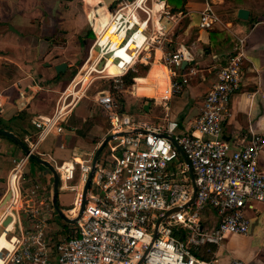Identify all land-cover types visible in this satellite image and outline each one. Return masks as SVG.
I'll return each instance as SVG.
<instances>
[{
	"label": "built area",
	"instance_id": "2783aa9c",
	"mask_svg": "<svg viewBox=\"0 0 264 264\" xmlns=\"http://www.w3.org/2000/svg\"><path fill=\"white\" fill-rule=\"evenodd\" d=\"M137 1L120 0L111 12V24L97 34L99 53L94 69L102 71L113 60L122 70L112 76L117 83L130 71L137 73L138 62L149 63L151 42L162 43L149 24L165 7L156 11L158 0H150L151 5H147L149 0ZM138 10L147 14L144 21L137 16ZM166 13L167 18L174 17ZM218 22L207 5L199 27L210 30ZM138 34L144 38L140 45ZM241 43L240 51L218 68L197 117L187 127L168 114L160 126L137 122L123 111L111 91L98 94L96 102L108 118L109 135H122L109 142L108 153L102 151L98 158L81 220L57 241L49 235L48 220L55 212L51 195L40 180L26 189L25 171L31 153L41 157V144L64 133L65 109L75 101L67 104L68 97L63 96L62 105L52 114L36 118L37 133L25 141L30 154L14 158L7 176L5 196L11 193V198L2 207L5 196L0 201L1 264H220L218 251L224 242L233 235H248L252 221L247 212L254 210L255 204H264V173L260 169L264 133L241 139L236 149L223 137L225 117L242 82L246 55ZM130 45L134 48L125 50L128 61L117 55V50ZM156 49L155 57L158 50L162 52L168 78L164 83L155 78L148 99L159 100L168 110L167 103L189 85L197 69L185 49L170 53L161 45ZM101 61H105L103 68L98 69ZM134 81L136 86V78ZM261 94L264 98V90ZM93 161L94 157L55 164L61 183L73 180L78 166L80 184H85ZM186 161L195 178L193 202L194 185ZM82 193L77 197L79 207L74 209L78 212ZM7 217L12 222L3 227ZM229 264L246 263L233 258Z\"/></svg>",
	"mask_w": 264,
	"mask_h": 264
},
{
	"label": "crops",
	"instance_id": "0c3cea01",
	"mask_svg": "<svg viewBox=\"0 0 264 264\" xmlns=\"http://www.w3.org/2000/svg\"><path fill=\"white\" fill-rule=\"evenodd\" d=\"M158 1L154 4L156 11L171 7L169 13L172 16L187 20L176 37L185 41L184 44L180 43L179 49L191 54L197 74L180 94L167 103L168 110L164 103L151 99L149 111H145L149 87L141 86L137 93L120 88L123 111L135 121L153 126L164 124L167 114L171 120L178 121L181 127L189 126L197 117L200 104L216 79L218 68L226 65L229 57L240 51L243 42L246 60L242 66L241 87L231 100L223 123V137L232 149H236L241 139L249 138L252 134H263L264 98L261 91L264 90V0H186L184 8L180 0ZM116 2L0 0V117L6 123L7 131L25 143L27 138L37 133L33 121L39 116L52 114L62 105L60 95L65 97L70 90L63 92L64 85L70 73L79 67L83 49L87 45L84 32L89 29L100 35L106 30L112 18L109 8ZM78 5L83 14L78 13ZM207 5H211L219 19L210 30L199 27L201 12ZM242 9L249 12L247 19L239 18L238 13ZM141 39L138 34L139 45L144 38L141 36ZM95 53L93 55L92 50L90 60ZM117 55L127 61L129 59L128 52ZM61 63H66L68 67L64 74L59 75L55 67ZM105 70L122 73L113 60L108 62ZM112 72L109 71L108 75L113 76ZM150 75H157L161 83L166 80L164 66L151 68ZM91 76L85 77L89 79ZM138 81L140 78H137ZM97 106L87 96L67 107L64 133L53 135L41 144V157L54 165L94 157L100 144L109 136L108 118L98 103ZM161 107L165 110L163 117H160ZM140 108L143 109L142 114ZM135 111L137 114H134ZM23 154L15 142L0 136V190L6 186L13 159ZM26 169L27 176L35 180L48 179L51 175L47 167L32 161ZM260 169L264 173V149L260 156ZM60 189L64 191L63 186ZM72 191L75 189L72 188ZM39 206L44 208L42 204ZM62 210L64 213L71 211L69 208ZM250 212L261 220L260 226L254 224L246 236L233 235L227 238L218 251L220 264H229L233 258H239L246 264H264V204H255L254 210ZM67 225L70 226L68 229L72 228V225ZM229 242L233 247L232 255L226 253Z\"/></svg>",
	"mask_w": 264,
	"mask_h": 264
},
{
	"label": "rangeland",
	"instance_id": "374dc122",
	"mask_svg": "<svg viewBox=\"0 0 264 264\" xmlns=\"http://www.w3.org/2000/svg\"><path fill=\"white\" fill-rule=\"evenodd\" d=\"M151 1L149 0L147 2V5H151ZM79 7V14H83V10L81 9L80 5H78ZM116 8V6L113 8V10ZM169 9H172L171 7H167V10H162V11H157L156 14H154L153 16V23L152 21L149 24V27H153L154 31H155V36L156 39H160V41L162 42L160 45L162 46V49L166 52V53H170V52H176L179 49V45L180 43H185V41H180L178 40V38L176 37V34L180 31L182 25H184L187 20L183 19V18H179V17H173V18H167V13H169ZM171 13V12H170ZM111 14V13H110ZM137 16L140 17L141 21H144L147 18V14L138 10L137 11ZM112 19V18H111ZM86 33V34H85ZM149 34V33H148ZM150 36V34H149ZM148 36V37H149ZM84 37L87 38V45L86 47L83 49L82 55H81V59L79 61V67L77 69H75V71H72L67 79V83L64 85V91L66 92L68 89L69 90L67 96L65 95V97H68L66 100V103L69 104L72 101H75L71 106H73L75 103H77V101H79L80 99H86L87 96L91 97L92 101L95 103V105L97 106V102H96V98L98 96L99 93L103 92V91H111L112 96L116 99V101L121 105L123 104V97H122V92L120 90V88H117V80L116 78H112V76L110 75H105L103 73H99L97 71H93L92 72V76L88 81H84V79H77V76L81 73V76L85 77L87 75V73L90 71L91 68H94V61L97 59L98 57V53H99V49L98 47H96V42H97V34H95L92 30H86L84 32ZM153 43V45L149 48V50H147V53H152L153 56L151 58H149L148 62L149 63H145V64H141L140 62H138L137 64V73L144 78L138 77L140 78V81L137 82V85L135 86L136 82L133 80L132 85L130 86H126L125 89L126 90H131L134 92H138L139 89H141V86L144 87H149L151 86V84L155 81V77L157 75H150V69L154 68L157 69V66H164V61L161 60L162 57V52L160 50L157 51V57H155V51L157 50L156 48H160V45L158 44L157 40H155ZM77 46H78V42H77ZM92 50H95V56L94 58L88 62L89 58H90V53L92 52ZM98 50V51H97ZM145 54V50L142 52V55ZM89 65L87 70H83V68L85 67V65ZM144 67V68H143ZM118 68V67H116ZM83 70V71H82ZM112 72V70H108V73ZM160 73H162L161 71H158ZM164 72L167 74V70L164 67ZM121 73H117L115 74V72H112L113 76L116 75H120ZM151 76V77H150ZM137 81V78H136ZM135 86V87H134ZM114 90V91H113ZM152 93L149 91L148 94L146 95H151ZM63 94L60 95V97L62 98ZM148 96V97H149ZM142 101L145 99H141ZM98 107V106H97ZM98 109H100V107H98ZM141 109V108H140ZM161 111V116H164V109L161 107L159 109ZM101 110H99L98 112L100 113ZM103 111V110H102ZM143 109L140 110V114H142ZM104 113V112H103ZM134 114H137V111H135ZM109 145L106 146V148L103 150V152H107L109 151ZM61 164L57 165L60 166ZM56 167V166H55ZM79 168L76 167V170L74 171V179L64 182L63 184L61 183V187L63 186L64 191H62L61 189L59 190V199L60 201L64 204H60L61 202H59V204L61 205V208H69L71 209V211H68L67 213H65V215L70 218V219H75L79 212L77 210H74L75 208L77 209V207H79V205L77 204V197L79 195V192H83V188L85 184H80V176H79ZM42 177V176H41ZM41 180V179H40ZM38 179H33L29 176H27V169L25 171V188H31L33 186V184L37 183ZM41 182L44 184V186L46 187V191L48 193V195H51L52 198V187H53V179H52V175H50V178H42ZM72 188L75 189V191H72ZM6 189H7V185L5 186V188L3 187L0 192V201L1 199L5 196L6 193ZM42 193V190H40V194ZM76 194V195H75ZM75 197V200L73 201V197ZM62 208V209H63ZM55 211V210H54ZM80 211V209H79ZM251 211V210H250ZM248 211L247 214L249 216V218L252 221V226L255 224L256 226L261 224V220L258 218L253 217V212ZM56 212H54V214H52V216L49 218L48 220V225H49V235L50 237H52L55 241H57L62 235V236H67L68 233H66V231L68 230L67 228L70 226L65 227V222L62 221L58 214H55ZM77 214V216H76ZM251 226V228H252ZM226 243V242H224ZM240 245V243H235L234 245ZM227 254H231L232 255V244L229 242L227 243V247H226Z\"/></svg>",
	"mask_w": 264,
	"mask_h": 264
},
{
	"label": "water",
	"instance_id": "95a60500",
	"mask_svg": "<svg viewBox=\"0 0 264 264\" xmlns=\"http://www.w3.org/2000/svg\"><path fill=\"white\" fill-rule=\"evenodd\" d=\"M119 1L120 0H117V2L115 3V5H113V6H111L109 8V12L110 13L113 11V8L117 5V3ZM128 1L131 2L133 0H128ZM238 16L241 19H247L248 16H249V12L247 10H243L242 9V10L239 11ZM104 62L105 61H101L99 63L98 69H102L103 68ZM67 67H68V65L66 63H61V64H59V65H57L55 67V70H56L57 74L60 75V74H64L66 72ZM147 101H148V103L145 106V111H149V106L151 105V100L150 99H147ZM121 135L122 134H120V135H109L100 144V146L98 147V149H97V151L95 153V156H94V161H93V165H92V171H91V173H90V175H89V177H88V179H87V181H86V183L84 185V188H83L82 201H81V207H80L79 214H78V216L75 219H70V218H68L65 215V213L63 212V210L59 206V190L61 188V180H60V176H59V173H58L55 165L52 164L50 161H48L46 159H43L42 157H40L37 154H33V153L30 154V150L28 149V147L26 146V144L24 143V141L21 140L16 135H14L13 133H11L10 131H7V130L0 131V136H5V137L11 139L12 141H14L21 148V150L25 154H30L31 159L35 160L37 163H39V164H41V165H43V166H45V167L48 168V170L50 171V174L52 175V179H53L52 198H51V202H52L53 208H54L56 214H58L59 218L62 221H64L65 224H70L72 226L76 225L77 222L79 220H81V218H82V216L84 214L86 200H87V193H88V190L90 188V184H91V181H92V177H93V174H94V171H95V166L97 164V161H98V158H99L101 152L106 148V146L109 144V142H111L117 136H121ZM169 138L174 143V145L176 146V148L178 149V151L181 153V155L184 156V153H183L181 147L177 144V142L174 140V138H172V137H169ZM186 162H187V165L190 168L189 162L188 161H186ZM190 173H191L192 181H193V185H194V194H193V199H192V202H193L194 199H195V196H196V186H195V182H194L195 178H194L193 171H192L191 168H190ZM10 198H11V193H8L5 196V198L3 199V201L1 202V207L2 206H5L7 204V202L10 200ZM168 214L169 213H167L166 215H168ZM11 222H12V218L11 217H7V219L3 222V227H7ZM155 238H156V236H155Z\"/></svg>",
	"mask_w": 264,
	"mask_h": 264
},
{
	"label": "trees",
	"instance_id": "16d2710c",
	"mask_svg": "<svg viewBox=\"0 0 264 264\" xmlns=\"http://www.w3.org/2000/svg\"><path fill=\"white\" fill-rule=\"evenodd\" d=\"M180 2H181V7L182 8H184V5H185V3H186V0H180ZM144 68V67H143ZM137 77H141L138 73H135V72H133V71H130L127 75H125L124 77H122V78H120L119 79V82L117 83V88H125L126 86H130V85H132V83H133V80H134V78H137ZM114 91V90H113ZM122 103L123 104H121V106H124V102L122 101ZM8 129V127H7V125H6V123L4 122V120L0 117V131H2V130H7ZM5 138H7V137H5ZM11 140V139H10ZM12 141V140H11ZM14 142V141H13ZM31 161L32 162H35V163H37L35 160H33V159H31ZM59 206H60V204H59ZM60 208H61V206H60ZM67 226H69V225H67V224H65V227H67ZM69 228V227H68ZM67 228V229H68ZM71 229H68L67 231H66V233L68 232L69 233V231H70Z\"/></svg>",
	"mask_w": 264,
	"mask_h": 264
},
{
	"label": "bare ground",
	"instance_id": "6f19581e",
	"mask_svg": "<svg viewBox=\"0 0 264 264\" xmlns=\"http://www.w3.org/2000/svg\"><path fill=\"white\" fill-rule=\"evenodd\" d=\"M144 0H138L137 2H138V4H141L142 2H143ZM109 24V23H108ZM110 24H111V22H110ZM109 24V25H110ZM108 25V26H109ZM140 39H141V36H140ZM142 40V39H141ZM139 45V44H138ZM133 49L134 48V46H132V45H130V46H128L127 48H125V49H119V50H117V53H119V54H127V51H125V50H129V49ZM98 51V50H97ZM96 51L95 50H93V55H94V53H95ZM91 61V60H90ZM88 67H89V65H87V66H85L84 68H83V70H87L88 69ZM97 69H94V68H91L90 69V71L87 73V75H92V72L93 71H96ZM104 70H102V71H97V72H99V73H102ZM165 73V72H164ZM103 74H105V75H108V71L107 70H105L104 72H103ZM84 79V81H88L89 79L87 78V77H83V76H81V74L79 75V76H77V79ZM167 74L165 73V79L167 80ZM85 79H87V80H85ZM71 90V89H70ZM1 213H2V211H1ZM9 227H11V225L9 226ZM3 242H4V240H2ZM0 264H1V262H0Z\"/></svg>",
	"mask_w": 264,
	"mask_h": 264
}]
</instances>
